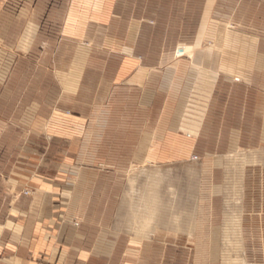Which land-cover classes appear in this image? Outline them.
I'll list each match as a JSON object with an SVG mask.
<instances>
[{
	"label": "crops",
	"instance_id": "0c3cea01",
	"mask_svg": "<svg viewBox=\"0 0 264 264\" xmlns=\"http://www.w3.org/2000/svg\"><path fill=\"white\" fill-rule=\"evenodd\" d=\"M161 2L68 0L54 40L24 48L27 77L12 79L26 85L12 99L19 139L0 154V264H158L163 238L118 219L139 173L128 178L130 167L195 155L215 85L264 76V54L248 57L222 33L204 49L177 38L193 58L165 65L152 36ZM222 165L206 162L211 176Z\"/></svg>",
	"mask_w": 264,
	"mask_h": 264
},
{
	"label": "rangeland",
	"instance_id": "374dc122",
	"mask_svg": "<svg viewBox=\"0 0 264 264\" xmlns=\"http://www.w3.org/2000/svg\"><path fill=\"white\" fill-rule=\"evenodd\" d=\"M67 2L0 0V154L11 152L19 139L12 99L26 85H15L12 79L27 77L24 48L42 51L43 44L54 40L53 31L61 25ZM158 12L152 36L154 42L159 44L161 39L163 43L165 65L177 61L188 65L193 58L184 46L178 48L187 55L177 57V38H185L189 45L201 38L204 49L214 47L219 33L230 35L226 39L244 47L248 57L264 54V0H162ZM236 46L228 48L229 56L238 54L230 53ZM222 56L226 57L224 53ZM214 91L210 123L200 134L195 155L163 165H134L128 172L129 178L131 168L143 174L158 168L163 180L154 189L161 190L164 202L182 225L180 230L159 227L152 233L163 238L158 264H222L225 215L233 211L240 215L242 258L247 264H264V76H260L258 86L221 80ZM252 155L258 162L240 166L242 157ZM212 158H219L223 165L211 176L206 162ZM231 159H235V166ZM137 178L131 192L129 184L126 186L122 198L121 210L126 208L128 213L118 215L127 233L131 232L127 196L131 194L135 204L146 185L145 176L139 174Z\"/></svg>",
	"mask_w": 264,
	"mask_h": 264
},
{
	"label": "bare ground",
	"instance_id": "6f19581e",
	"mask_svg": "<svg viewBox=\"0 0 264 264\" xmlns=\"http://www.w3.org/2000/svg\"><path fill=\"white\" fill-rule=\"evenodd\" d=\"M254 156L242 157V159L239 160L241 162L240 166L243 167L248 163L258 162ZM234 160L231 159L230 163H234ZM233 165L235 166V164ZM139 174L145 176V190L139 195L138 201L135 204L133 203V196L127 193V197H129L128 207L130 208L129 217H131L130 226L134 235L141 238H150L154 230L159 227H165L172 231L180 230L182 226L180 225L181 222H179L177 217L173 216L171 212L172 208H169L168 204H166L168 202H164V195L161 193V190L159 189L156 192V189H154V187L163 180L158 168H155L153 171H146L144 174L143 172ZM137 177L133 174L129 179L128 184L130 192L132 191L133 183L137 180ZM233 191L235 192V190ZM233 196L235 197V195ZM233 196L231 198H233ZM167 213L169 214L167 215ZM233 213H226L225 215L222 233V264H247L241 256L240 215ZM188 228L190 227L188 226ZM188 234L191 236L192 230L189 229Z\"/></svg>",
	"mask_w": 264,
	"mask_h": 264
}]
</instances>
